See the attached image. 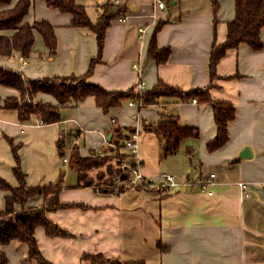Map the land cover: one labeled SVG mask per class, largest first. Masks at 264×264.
<instances>
[{
    "label": "crops",
    "instance_id": "1",
    "mask_svg": "<svg viewBox=\"0 0 264 264\" xmlns=\"http://www.w3.org/2000/svg\"><path fill=\"white\" fill-rule=\"evenodd\" d=\"M104 1L76 0L87 6L92 20L96 18L97 5ZM117 3L126 4L127 11L122 18L113 19L106 30L101 61L89 78L92 82L121 90L138 84L139 79L142 89L151 88L158 79L185 91L209 84V50L213 41L222 42L226 34L220 1L215 26L209 0H165L164 8L155 6L154 0ZM90 6L95 7L94 13L89 12ZM34 19L53 24L55 52L49 54L42 37L35 32L27 58L14 51L9 57H0V64L30 78L85 72L97 53L93 32L72 26L69 13L48 7L44 0H32L25 20ZM159 19L168 22L156 32L157 45L171 47L163 63L145 60L149 38ZM261 38L262 49L241 44L228 49L217 64L211 98L231 101L235 116L228 123L227 142L213 151L205 147L215 134L211 106L195 100L183 102L165 95L158 103L140 107L134 101L129 104V100H123L104 112L94 105L92 97H87L77 106L61 108L60 121L40 124L34 115L20 120L16 110L0 108V177L17 185L11 143L18 144L20 167L27 184L54 183L64 169L60 200L85 205L47 212V217L71 236H49L37 226L34 236L45 258L53 264H91L82 255L99 251L103 255L100 264H124L133 259L144 260L145 264H264V29ZM133 63L141 66L140 75ZM9 94L18 91L0 85V95ZM36 97L53 101L42 93ZM168 114H177L181 126L197 128V135L183 141L197 146V183L200 186L201 182H208L211 193L184 181L186 161L182 152V160L176 158V152L164 153V140L143 129L144 122L155 123ZM117 128L125 129L129 138L133 136L137 142L142 179L121 192L101 191L95 175L104 170L103 165L86 171L91 183L84 185L67 166L71 147L78 145L80 154L85 156L104 154L114 146ZM61 133L66 134V146L68 136L71 137L68 153L65 155V146L63 157L56 144ZM244 145L249 146L251 157L237 158ZM124 147L122 151L129 152ZM167 159L170 167L165 170L170 173L166 174L176 176L178 185L164 190L158 175L165 172ZM210 173L213 177H209ZM67 176L69 180L65 179ZM239 182H244V186ZM5 194L0 189L1 209ZM41 199V195H35L27 205H36ZM1 249L8 264H36L28 258L24 242L11 240Z\"/></svg>",
    "mask_w": 264,
    "mask_h": 264
},
{
    "label": "trees",
    "instance_id": "2",
    "mask_svg": "<svg viewBox=\"0 0 264 264\" xmlns=\"http://www.w3.org/2000/svg\"><path fill=\"white\" fill-rule=\"evenodd\" d=\"M212 9V21L214 26L218 22L217 10L220 0H209ZM50 8H56L61 12L70 14V24L75 27H85L95 35L97 53L90 59L87 70L81 74L53 75L40 78H30L22 72L0 64V85L14 88L18 94L0 95V108L16 110L20 120L36 116L42 123H54L61 119V108L72 104L77 106L85 98L92 97L95 106L104 112L110 107L118 106L123 100L134 101L138 106L155 104L159 98L170 95L179 98L183 102L195 100L197 103H209L211 106L215 134L208 140L205 147L208 151L222 147L228 140V123L235 116V106L229 100H212L210 88L214 85L217 75V64L228 49L238 48L246 44L254 50L263 48L261 32L264 29V0H233V17L225 21L226 34L222 42L213 41L208 55L209 84L205 87H197L191 90H183L179 86L171 85L162 79H158L149 89H138L137 84L128 89H108L99 83L92 82L95 65L101 61L104 39L107 28L115 18L122 17L127 11L124 3H114L106 0L97 5V15L92 20L87 14L84 5L76 0H44ZM32 0H0V57H9L16 51L21 58H27L33 48L35 32L43 39L49 54L55 52L56 38L54 26L46 19H34L31 22L25 20V16L31 7ZM168 22V19H159L154 25L152 34L146 48L145 60H154L156 63L167 61L171 47L169 45H157L156 32ZM42 93L53 98V101L37 99L36 95ZM143 129L154 132L164 140V153H173L179 147L181 141L189 136L197 135L194 126H181L177 114L164 115L155 123H143ZM131 132L134 130L131 129ZM66 134L61 133L57 140V149L60 157L64 156ZM129 138L125 129L117 128V139L114 146L106 149V153L98 155H81L78 145H73L67 157V166L77 173L78 179L84 185H90L91 181L86 176L90 168L106 166V178L99 185L101 191H123L129 184L122 180L120 185L115 184V175L124 168H112L109 166L112 158L120 162L122 158L130 154L121 152L124 141ZM121 141H123L121 143ZM14 157L13 173L17 185H11L0 177V189L5 190L4 208H0V264H8L7 256L1 249L3 244L11 240L26 243L28 258L34 259L36 264H53L41 253L34 231L41 226L49 236L67 237L71 233L62 226L51 221L47 212L62 207H85L82 203L62 202L59 193L63 188L64 169H61L58 178L51 184L29 185L25 180V173L20 167L18 144L11 143ZM128 155V156H127ZM188 160L192 159V150L187 148ZM130 162V160H129ZM118 166V164H116ZM100 173V179L105 174ZM41 195V202L36 205H27L29 198ZM91 264H100L103 257L101 252L84 253ZM124 264H145L144 260H127Z\"/></svg>",
    "mask_w": 264,
    "mask_h": 264
},
{
    "label": "rangeland",
    "instance_id": "3",
    "mask_svg": "<svg viewBox=\"0 0 264 264\" xmlns=\"http://www.w3.org/2000/svg\"><path fill=\"white\" fill-rule=\"evenodd\" d=\"M171 1H173V0H169V2L171 3ZM210 2V1H209ZM220 2H221V6H220V15L222 16V18H223V22L225 21V20H228V19H231L232 18V16H233V0H220ZM85 5V4H84ZM210 6V5H209ZM85 7L87 8V6L85 5ZM170 9L172 10L173 9V7L170 5ZM89 12L91 13V12H95V7L94 6H90L89 7ZM222 22V23H223ZM224 24V23H223ZM70 139H71V137L70 136H68V138H67V140H68V142H67V146H66V150H65V155H67V148L69 147V145H70ZM184 140V139H183ZM181 141V143H180V145H179V147L177 148V150L175 151L176 153V158L178 159V160H182V158H183V156L181 155V152H182V154L184 155V157H185V161H186V164H185V166H184V170H185V172H186V174H185V178H184V181L186 182L187 180L188 181H191L190 183L192 184V186L194 187V188H196V187H198V190L200 189V186L198 185V183H197V178H198V170H197V166H198V163H199V156H198V149H197V146H193V144H191V143H185L184 141ZM181 147V150L179 149ZM125 148V147H124ZM187 148H191V150H192V153H193V155H192V159L191 160H188V155H187ZM122 149H123V147L120 149L121 150V152H122ZM124 152V151H123ZM126 153H128V155H129V152H126ZM127 155V156H128ZM126 159H128V157H124V158H122V160L120 161V162H117L116 161V159H114V158H112V159H110L111 161L110 162H112L111 164H109V166L110 167H114V168H121L122 166H123V162L126 160ZM170 159L172 160V157H170ZM168 160L169 159H167V164H168ZM166 162L164 163V165L166 164ZM116 164H118V166H116ZM163 165V166H164ZM106 166H108V165H106ZM106 166H103V171H105L106 170ZM169 167H170V164H168L167 165V167H163V170H165V169H169ZM113 168V169H114ZM103 171H98L97 172V174L95 175V178H96V184L98 185V187L100 186L99 184L102 182V181H104L106 178H104V177H106V173H107V170H106V172H105V174L103 175V177H101V179H100V173H102ZM164 173H170V171L169 170H165V172ZM175 177V180L177 181V179H176V176H174ZM66 180H69L70 178L67 176L66 178H65ZM187 179V180H186ZM128 183V182H127ZM121 184V182H119L117 185H120ZM37 195H39V194H37ZM105 258V257H104ZM105 260V259H104ZM103 261V260H102ZM106 261V260H105Z\"/></svg>",
    "mask_w": 264,
    "mask_h": 264
},
{
    "label": "built area",
    "instance_id": "4",
    "mask_svg": "<svg viewBox=\"0 0 264 264\" xmlns=\"http://www.w3.org/2000/svg\"><path fill=\"white\" fill-rule=\"evenodd\" d=\"M114 3H117V0H113ZM155 6L158 8H164L165 6V0H154ZM122 18V17H121ZM133 67L135 68L138 75H140L141 72V66L139 63H133ZM138 89H142V81H140L137 84ZM132 101H129V104H132ZM37 122L40 124L42 121L40 119L37 120ZM124 146L128 148L130 152V159H126L123 162V170L117 173L115 175V184H118L119 182L124 181L128 182V184H134L137 180L142 179V174L140 172V159L137 157L136 149H137V142L135 138L132 136L124 141ZM99 155H102V152L98 153ZM65 160V157L63 158ZM130 160V162H129ZM213 173H210L209 177H213ZM159 179V185L164 188V190H169L172 186H177L178 183L175 180L174 176L171 174L161 173L158 175ZM208 182H201L200 188L205 189L208 193H211L210 190L207 189ZM239 184L243 187L244 182H239Z\"/></svg>",
    "mask_w": 264,
    "mask_h": 264
},
{
    "label": "water",
    "instance_id": "5",
    "mask_svg": "<svg viewBox=\"0 0 264 264\" xmlns=\"http://www.w3.org/2000/svg\"><path fill=\"white\" fill-rule=\"evenodd\" d=\"M236 157L237 158H249V157H251V150H250L249 146L248 145L242 146L239 149Z\"/></svg>",
    "mask_w": 264,
    "mask_h": 264
}]
</instances>
